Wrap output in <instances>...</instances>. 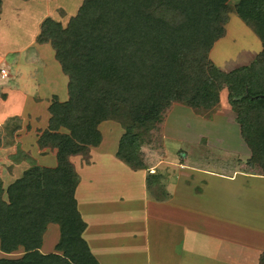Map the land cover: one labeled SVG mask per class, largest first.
Instances as JSON below:
<instances>
[{
  "label": "crops",
  "instance_id": "crops-1",
  "mask_svg": "<svg viewBox=\"0 0 264 264\" xmlns=\"http://www.w3.org/2000/svg\"><path fill=\"white\" fill-rule=\"evenodd\" d=\"M14 1L0 5V75L5 74L0 76V127L23 128L37 148L35 163L54 180L60 211L69 209L63 221L59 214L43 225L39 252L54 253L61 234H69L83 239L98 264H258L264 251V175L247 168L251 150L228 101L205 110L206 118L173 103L159 123L157 144L139 143L141 167L117 155L125 126L102 121L99 145L69 156L71 172L59 171L56 150H40L38 140L48 130L52 99L68 100L67 78L50 45L37 44L36 38L44 19L67 23L81 0ZM58 10L66 19L54 18ZM6 16L15 22L9 24ZM17 25L24 36L5 37ZM245 30L256 43L245 50L256 49L258 55L261 42ZM224 37L209 52L221 71L237 60L234 51L226 55L219 45ZM170 141L177 143L175 150ZM251 248L255 255L244 256Z\"/></svg>",
  "mask_w": 264,
  "mask_h": 264
},
{
  "label": "trees",
  "instance_id": "trees-1",
  "mask_svg": "<svg viewBox=\"0 0 264 264\" xmlns=\"http://www.w3.org/2000/svg\"><path fill=\"white\" fill-rule=\"evenodd\" d=\"M228 1L81 0L64 26L44 19L36 43L50 45L67 78L68 100L52 99L48 130L38 140L41 149L56 150L57 170L71 172L68 157L99 145L97 126L116 121L118 112L149 130L173 103L212 109L223 86L243 140L258 148L264 164V0H238L234 7L261 42L260 53L250 65L223 72L208 57L224 35ZM136 138L126 129L117 152L131 167L142 166ZM43 171L25 172L6 200L0 188V252L23 249L0 264H98L79 235L61 234L54 253L39 252L43 225L52 220L48 213L34 215L28 195L42 189Z\"/></svg>",
  "mask_w": 264,
  "mask_h": 264
},
{
  "label": "rangeland",
  "instance_id": "rangeland-1",
  "mask_svg": "<svg viewBox=\"0 0 264 264\" xmlns=\"http://www.w3.org/2000/svg\"><path fill=\"white\" fill-rule=\"evenodd\" d=\"M15 2L16 3H22V2H20V0H15L14 3ZM237 2H238V0H229L227 2L228 20H229V18L230 19L235 18V19H234V22L232 24L230 23L228 25V30H226V32H224L225 37L219 43V45L223 44L222 46H224L226 51L228 52L226 55H231L234 51L235 56L237 57V60L235 61V63H230L229 66L223 68V69H225V71H223V72H229L232 70L240 69L244 66H248L251 64V62L254 59L256 60V58L258 56V55H256L257 53H254L256 51V49L250 48L249 50H245L246 49L245 45H247V44L248 45L249 44L255 45L256 43H255L254 39L251 36H249V34L246 32L245 26L243 25L244 23L242 24V22L238 19V17L234 13V7L237 4ZM14 3L12 2L13 7H15L16 9H22L23 10L22 12L26 13L25 9L21 8L20 6H16V4H14ZM57 8H59V7H57ZM62 9L64 10V8H62ZM30 11H33V10H30ZM67 11L64 10V12H66V14H67ZM55 13L57 14L54 17L55 19H58V20L66 19L65 17L61 16V14H62L61 10H58V12H55ZM19 15H21V14H19ZM53 16H54V14H53ZM6 18H7V16H6ZM6 20L9 21V24H11V22L14 21L13 19H11L12 21L9 20L8 18ZM67 22H68V20H67ZM18 23H19V25H21L20 22H18ZM23 24H25V21L22 23L21 28H22ZM65 24H62V25L64 26ZM19 25H17L16 28H13V30H10L9 33H6L5 37H7V36L8 37H15L14 36L15 34L16 35L21 34L22 36H24L25 33L23 34V32H21L23 30H21V28L19 29ZM219 45L217 46V51H216L217 54H219V52H220V50L218 49ZM248 51L250 53H248ZM244 55L246 57L248 56V58H250V59L246 60V61L243 60ZM217 59H220V58L218 57ZM220 62H221V60L218 63H220ZM225 101H227L226 100V89H225V86H223L220 90V93H219V105L218 106L223 105L225 103ZM178 104H182V103H178ZM182 105H184V104H182ZM228 107L230 108L229 104H228ZM237 109L241 110V106L240 105L237 106ZM217 110H218V108H216V111ZM231 111L233 112V114H235V112L232 109H231ZM166 112H165V114H166ZM195 112L197 114L205 117V118L208 116L205 113L207 111L202 110V109L195 111ZM165 114H164V116H165ZM117 116L120 118H118L116 121H113V120L112 121L113 122H122L123 121L126 125L125 128L126 129L130 128V130H131L132 134H134V136L138 134V138H136V140H138L139 143H142L143 141H144V143L148 142V143L152 144L151 145L152 147L157 144V141L159 140V135H158L159 123L150 127V129L147 130L146 127H144V126H141V127L135 126L137 123H132V119L130 118V115L126 114V112L120 111L117 113ZM164 116H163V118H164ZM180 117L181 116H179L178 118L180 119ZM182 117H183V115H182ZM208 117H210V115ZM163 118H162V120H163ZM6 126L0 127V188L2 189L1 194H2V198L4 200H6V194L9 191V188L11 187V185H13L16 180L20 179L25 172H27L30 169L37 166V164L34 161L36 153H37V148H36L35 144H32L31 140L25 136V133L22 131L23 128H21V126H18L17 124H14V127H10L13 125H9V124H6ZM149 139H150V141H148ZM255 142H256V140H255ZM27 144H29V145H27ZM169 144L171 145L170 148H172L174 150L176 149L177 143L175 144V142L170 141ZM167 148H169L168 145H167ZM39 149L42 150L41 148H39ZM249 149L251 150V156H250L249 162L247 161V163H246L248 166L247 168L249 170H252V172L263 174L264 173L263 161L261 160V157L259 155H256L258 148L252 146V149L250 147H249ZM249 163H251V166H249ZM41 180H42V189L38 192H35V191L31 192L28 195L29 196V203H30V206L32 208L31 210L33 211L34 215H36L38 213H43V212L48 213L47 218H51V220H53L52 217L55 218L57 215L60 214V217L63 221L65 216L67 215L66 213L69 211V209L64 210V211L63 210L60 211L59 206H58L59 203L57 202L59 199L56 198L57 193L54 195V192H57L56 191L57 188L53 185L54 180H52L49 171H47V172L43 171V175H42ZM60 202L66 203L65 199L63 197L61 198ZM56 212H58V213H56ZM53 214H55V215H53ZM57 218H58V216H57ZM69 218L70 217H68L67 220ZM250 233H252V231H250ZM250 235H253V234H250ZM250 237H251V239H254V237H252V236H250ZM50 244H51V242L49 243V245ZM255 253H256V249L251 248V249H249L248 254H245L244 256L255 255ZM21 255H22V253L20 250L18 252L13 253L10 257L0 253V258H18ZM248 259H250V257ZM243 260H245V259H243ZM241 261H242V259H241ZM259 262H258V264H263L264 254L261 256V259Z\"/></svg>",
  "mask_w": 264,
  "mask_h": 264
},
{
  "label": "built area",
  "instance_id": "built-area-1",
  "mask_svg": "<svg viewBox=\"0 0 264 264\" xmlns=\"http://www.w3.org/2000/svg\"><path fill=\"white\" fill-rule=\"evenodd\" d=\"M0 76H1V78H4L5 74H4V73H2Z\"/></svg>",
  "mask_w": 264,
  "mask_h": 264
}]
</instances>
